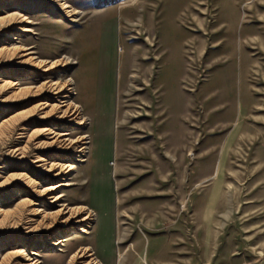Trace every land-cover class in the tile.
Listing matches in <instances>:
<instances>
[{"label": "rangeland", "instance_id": "obj_1", "mask_svg": "<svg viewBox=\"0 0 264 264\" xmlns=\"http://www.w3.org/2000/svg\"><path fill=\"white\" fill-rule=\"evenodd\" d=\"M88 246L74 264H264V0H0V263Z\"/></svg>", "mask_w": 264, "mask_h": 264}, {"label": "bare ground", "instance_id": "obj_2", "mask_svg": "<svg viewBox=\"0 0 264 264\" xmlns=\"http://www.w3.org/2000/svg\"><path fill=\"white\" fill-rule=\"evenodd\" d=\"M234 1V0H233ZM137 2V1H136ZM62 6H63V9H68V8H70V5L69 4H67V3H65V2H63L62 3ZM201 9L202 8H200V10H198V12L197 13H195L194 15H193V23H194V25H196V27L203 33V35L199 38L200 39V42L198 41V42H196L195 44L196 45H200V44H204V45H206V41H205V39L204 38H206L207 36H208V34H205L206 32H209V30L207 29L208 28V25H210V23H208V19H209V14H210V12L208 13L207 12V15H206V24L204 25V29L202 30L201 29V25H200V18H202V15H201V13H200V11H201ZM15 19V18H14ZM10 20H12V19H10ZM126 23H127V25L125 26V29H127V31L128 32H131V30L132 29H135L136 31H139L141 34L143 33L142 32V28H143V25H141V23L138 21V20H136V19H126ZM211 26H209V28H210ZM23 32H30V30H28V29H23ZM210 36V35H209ZM198 45V46H199ZM201 45V46H202ZM200 47V46H199ZM25 51H28V50H14V53L13 54H15V53H17V52H25ZM14 56H16V55H14ZM30 63V62H29ZM35 65H36V67H37V69H41V68H44V70L42 71V72H44V73H46V72H50V71H52V70H54V69H56V68H60V65H61V62L60 63H57V62H50V61H47V60H41V61H39V63L37 62V63H35ZM62 67H65V64H63V66ZM64 89V88H63ZM61 90V89H60ZM58 91V90H57ZM59 93V92H58ZM65 98H67V97H65ZM75 107H76V110H74V112H72L71 113V117L72 116H74V115H76L77 114V112H78V108L80 107L78 104H76L75 105ZM65 114H67V111L65 112ZM64 114V115H65ZM67 118V117H66ZM79 125H83V122L81 121L80 122V124ZM66 136H68V135H66V134H64V135H62V137H66ZM61 137V138H62ZM70 141V139H64V140H61L60 141V143L62 142V143H67V142H69ZM81 142V141H80ZM79 143V141L77 140V141H73V142H71L70 141V145H72V146H76L77 144ZM236 175V174H235ZM237 176V175H236ZM251 182V181H250ZM231 185V184H230ZM62 186H70V184L69 183H66V184H61V185H59V186H57V187H55V189H48V193H50V192H52V191H54V190H57L58 188H60V187H62ZM238 186V185H237ZM229 187V186H228ZM239 187V186H238ZM229 189V188H228ZM234 189H237V188H235V186H234ZM236 192V191H235ZM41 193V192H40ZM235 195V194H234ZM61 198H62V196H58V197H56V199L54 200V202H59V201H61ZM229 198V197H228ZM53 202V203H54ZM238 203V202H237ZM28 204L27 203H22L21 205H19L15 210H14V212H12V217L13 216H18V215H20L21 213H22V211L24 212V208H26V206H27ZM35 206V205H34ZM85 211V209H83V208H81V207H77V208H72V207H70L69 205H63V207H61V209L58 211V214H57V216L58 217H61V216H63L64 214H69V217L68 218H66V223L67 222H70L71 221V219L72 218H74V217H76L77 215H79V214H82L83 212ZM34 213V212H33ZM35 214H39V210H37L36 212H35ZM226 214V213H225ZM8 216V215H7ZM23 218V217H22ZM89 220H91V216H90V214H87L85 217H83L82 219H81V221H79V222H83V223H87ZM254 220V219H253ZM88 228V227H87ZM81 232H83V233H87V231H86V229H81ZM61 244V242H59V241H57V242H54V243H52L51 244V246H53V247H56V246H59ZM25 253V251H21V250H17V251H15V254H24ZM12 254V253H11ZM14 254V253H13ZM20 256V255H19ZM93 256V254L91 253V251H90V247L88 246V247H82V248H80V249H78L74 254H73V256L71 257V259H70V262H69V264H74L77 260H83V259H85V258H88V257H92ZM17 257V256H16ZM27 257V256H26ZM25 257V258H26ZM28 258V257H27ZM12 259V258H11ZM27 261H29V263L28 264H41L40 262H39V260H36V259H31L30 257H29V259L27 260ZM8 263V262H7ZM1 264V263H0ZM82 264H98L97 262H95L94 260H92V261H88V262H82Z\"/></svg>", "mask_w": 264, "mask_h": 264}]
</instances>
